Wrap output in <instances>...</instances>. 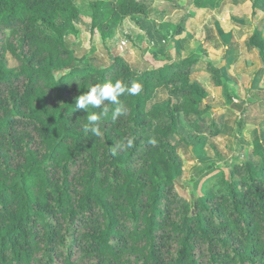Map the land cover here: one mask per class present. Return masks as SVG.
<instances>
[{
  "label": "trees",
  "instance_id": "16d2710c",
  "mask_svg": "<svg viewBox=\"0 0 264 264\" xmlns=\"http://www.w3.org/2000/svg\"><path fill=\"white\" fill-rule=\"evenodd\" d=\"M90 8V32L103 39L126 16L147 17L138 0ZM79 16L73 0H0V264H264L263 152L233 156L200 194L175 191L181 144L195 153L202 134L221 128L200 109L207 93L190 78L198 59L136 67L117 54L104 67L79 64L66 43ZM187 17L172 39L189 36ZM248 43L264 58L259 30ZM205 65L229 102L228 77ZM117 79L143 86L120 97L123 116L113 121L109 102L107 114L75 110L76 97ZM158 87L167 97L149 104ZM92 113L99 137L85 130ZM128 139L132 146L113 155ZM201 162L195 172L213 169V160Z\"/></svg>",
  "mask_w": 264,
  "mask_h": 264
},
{
  "label": "crops",
  "instance_id": "0c3cea01",
  "mask_svg": "<svg viewBox=\"0 0 264 264\" xmlns=\"http://www.w3.org/2000/svg\"><path fill=\"white\" fill-rule=\"evenodd\" d=\"M141 1L148 7L158 6L154 5L153 0ZM252 1L207 0L189 10L181 4L165 12L167 15H164V22L173 17L176 11L181 12L177 15L178 23L188 14L186 27L190 34L174 38L163 54L176 55L174 59L179 61L198 59L190 78L207 93L200 109L207 119L214 118L221 124L220 130L213 136L201 135L204 140L195 149V153L192 146L185 145L188 159L196 163L201 160H219L226 155L246 156L254 149L264 153V58L248 43L256 29L264 38V9L255 8ZM260 1L259 4L264 3V0ZM175 19H172L174 23ZM176 60L169 59L168 62ZM209 62L222 69L228 77L232 91L229 102L226 99V87L223 84L216 85L211 72L206 68L205 64ZM166 97V89L158 87L151 102ZM238 99L245 102L244 107L237 108L236 105L240 104ZM181 130L184 133L193 132V128L185 123H182ZM233 144L237 146L236 151L232 148ZM182 149L183 144L179 154L184 162ZM229 150H233L234 154L229 155ZM255 157L260 160L259 156Z\"/></svg>",
  "mask_w": 264,
  "mask_h": 264
},
{
  "label": "rangeland",
  "instance_id": "374dc122",
  "mask_svg": "<svg viewBox=\"0 0 264 264\" xmlns=\"http://www.w3.org/2000/svg\"><path fill=\"white\" fill-rule=\"evenodd\" d=\"M93 1L96 0H73L80 16L79 19L75 20L77 32L69 34L66 37V43L74 48L79 64L83 63V60H87L97 67H104L111 63L112 56L119 54L127 62L132 63L133 66L145 67L152 64L156 67L168 62L169 59L176 60L174 59L176 55H164L163 53L168 50L167 47L173 41L170 36L174 27L178 24L177 15L181 12L176 11L177 13L175 12L173 17H169L164 22V15H167L165 12L173 7H180L181 4L186 7V10H189L205 3L207 0H153L154 5L158 4L155 7L150 5L148 7L146 3L138 0L145 4L147 17L144 19L140 17L132 19L126 16L118 22L112 34L105 39L102 38L99 30L90 32V3ZM252 2L255 8L261 7L264 9V3L259 4L261 3L260 0ZM172 19H175V23ZM6 58L9 65L16 64V61L9 53H6ZM151 101L149 104H152ZM233 146L232 148L236 151L237 146L235 144ZM229 151V155L234 154L233 150ZM181 153L184 161L182 162L183 174L179 179V186L175 187V191L178 197L182 199L187 198L191 191L194 194L202 193L206 186V181H210L219 175L225 176L227 174L226 163L229 164L233 160V156L228 157L226 155L221 159L219 158V160H213L212 170L207 169V172L204 170L195 172L196 169L203 168L204 163L201 161L196 163L191 161L190 158L188 159L187 147L184 144ZM216 161L221 163H216ZM82 262L87 264L91 261L84 259Z\"/></svg>",
  "mask_w": 264,
  "mask_h": 264
},
{
  "label": "clouds",
  "instance_id": "9594fccd",
  "mask_svg": "<svg viewBox=\"0 0 264 264\" xmlns=\"http://www.w3.org/2000/svg\"><path fill=\"white\" fill-rule=\"evenodd\" d=\"M143 86L141 83L133 82L131 86H127L122 80L117 79L115 82L107 81L102 84H95L91 86L85 93L79 95L75 99V110L86 111L89 106L93 108L103 107V114H107L108 108L105 106V102L116 105L111 113V119L113 121L117 120L119 117L123 116L126 112V108L120 97L125 93L131 96H137L142 92ZM100 119L96 113H92L87 116L88 125L85 127L87 132L92 133L94 136H101L102 132L99 124L97 123ZM155 144V139L150 141ZM132 139H128L127 143H121L113 146L112 154L115 155L118 150H122L126 147L132 146Z\"/></svg>",
  "mask_w": 264,
  "mask_h": 264
},
{
  "label": "water",
  "instance_id": "95a60500",
  "mask_svg": "<svg viewBox=\"0 0 264 264\" xmlns=\"http://www.w3.org/2000/svg\"><path fill=\"white\" fill-rule=\"evenodd\" d=\"M191 148V147H190Z\"/></svg>",
  "mask_w": 264,
  "mask_h": 264
}]
</instances>
